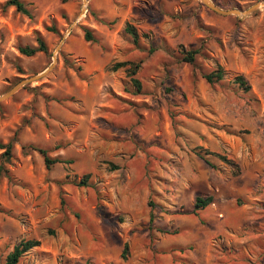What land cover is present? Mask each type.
<instances>
[{
    "label": "rangeland",
    "instance_id": "1",
    "mask_svg": "<svg viewBox=\"0 0 264 264\" xmlns=\"http://www.w3.org/2000/svg\"><path fill=\"white\" fill-rule=\"evenodd\" d=\"M6 1L0 96L30 80L0 101V264L30 238L17 264H264V0Z\"/></svg>",
    "mask_w": 264,
    "mask_h": 264
},
{
    "label": "trees",
    "instance_id": "2",
    "mask_svg": "<svg viewBox=\"0 0 264 264\" xmlns=\"http://www.w3.org/2000/svg\"><path fill=\"white\" fill-rule=\"evenodd\" d=\"M63 1H66V0H63ZM6 4L9 6H14L16 8V10H18L22 13H25V14L28 13L26 5L24 4V2L22 0H7ZM125 31L132 37L133 43L138 44L139 34H138L137 30L132 25L128 24L125 27ZM54 32H55V30H54ZM84 39L86 41H93L94 36L92 35V33L89 30H86L84 33ZM19 50L24 55L31 56V55H34L38 51L46 53L48 51V47H47L45 41L41 37H38L37 45L35 47L25 46V47H20ZM182 52H183V60L184 61L193 62L195 60L194 55L196 54V51H193V50L186 51V50L182 49ZM139 67H140V61L126 60V61H117V62L112 63L109 66V70L116 71L118 69L123 68L126 76L129 79V82H130V85H131L133 91L139 92L141 90V82L136 77V73H137ZM223 74H224V69L221 66H217L214 70L204 74L203 77L205 78V80L207 82L212 83V82H216V81L221 80L223 77ZM235 81L244 90L249 89V84H248L247 80L242 75L236 76ZM125 88H126V90L128 89V87H125ZM2 148L5 149L2 152V157L4 158L3 162H7V161H9V159L11 157V144L4 145V146H2ZM36 149L43 156V160H44L46 167H50L51 165H53L57 162L70 163L69 160L62 161L59 158H51L47 154L46 150L43 148H36ZM215 154L217 156H219L223 161L229 162V159H227L226 157H224L222 155H218L217 153H215ZM201 157L206 162H208V160L204 157V155H201ZM6 172L7 171L3 167V165H0V175L3 173L5 174ZM84 177H85V179L79 181L78 185H86V183H87L86 178H88V175H85ZM211 202H212V196H206V197L196 196L195 200H194V213L197 214V211L199 209H203L205 206H207ZM39 245H40L39 239L30 238V239L20 240L18 243L13 245L12 250L6 255L5 264H17L19 262V259L21 258V256H23L27 251L38 247ZM126 250H127V244H125V246H124V250H123L122 255H121L122 258H126Z\"/></svg>",
    "mask_w": 264,
    "mask_h": 264
},
{
    "label": "water",
    "instance_id": "3",
    "mask_svg": "<svg viewBox=\"0 0 264 264\" xmlns=\"http://www.w3.org/2000/svg\"><path fill=\"white\" fill-rule=\"evenodd\" d=\"M203 3H205V5H207L209 8H211L212 10H214L217 13H220L222 15H229V14H235V15H246L249 12L253 11L254 9L258 8V4L253 5L252 7H250L249 9L245 10V11H241L238 9H229V10H224L219 8L217 5H215L214 3L210 2L209 0H201ZM30 80V78H26V79H21L17 84H15L9 91H7L6 93H4L3 95L0 96V101L3 100L4 98L10 96L11 94H13L24 82Z\"/></svg>",
    "mask_w": 264,
    "mask_h": 264
},
{
    "label": "bare ground",
    "instance_id": "4",
    "mask_svg": "<svg viewBox=\"0 0 264 264\" xmlns=\"http://www.w3.org/2000/svg\"><path fill=\"white\" fill-rule=\"evenodd\" d=\"M263 9H264V7H263Z\"/></svg>",
    "mask_w": 264,
    "mask_h": 264
}]
</instances>
